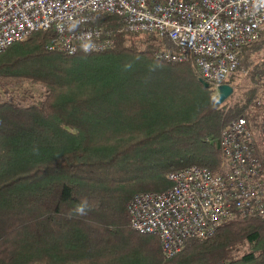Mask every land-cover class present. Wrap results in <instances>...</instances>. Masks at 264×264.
Listing matches in <instances>:
<instances>
[{"label": "trees", "instance_id": "trees-1", "mask_svg": "<svg viewBox=\"0 0 264 264\" xmlns=\"http://www.w3.org/2000/svg\"><path fill=\"white\" fill-rule=\"evenodd\" d=\"M98 23L122 26L106 13ZM48 40L37 31L0 52V264H264V218L235 219L167 258L127 211L135 194L171 188L174 171H216L232 119L264 126V65L254 63L264 29L241 51L237 70L251 85L236 88L230 107L190 62L157 58L155 36L121 33L110 49L74 55ZM26 84L42 90L37 102L14 95ZM257 154L264 163L258 144Z\"/></svg>", "mask_w": 264, "mask_h": 264}, {"label": "built area", "instance_id": "built-area-1", "mask_svg": "<svg viewBox=\"0 0 264 264\" xmlns=\"http://www.w3.org/2000/svg\"><path fill=\"white\" fill-rule=\"evenodd\" d=\"M104 13L119 17L122 26L99 24ZM263 29L264 0H0V52L37 31L48 33V50L70 55L110 49L117 34H147L172 43L157 50V58L190 62L213 99ZM234 94L224 102L229 107ZM220 148L218 170L194 165L174 171L171 188L128 201L133 228L157 236L167 258L235 219L264 218V163L247 114L222 130Z\"/></svg>", "mask_w": 264, "mask_h": 264}, {"label": "rangeland", "instance_id": "rangeland-1", "mask_svg": "<svg viewBox=\"0 0 264 264\" xmlns=\"http://www.w3.org/2000/svg\"><path fill=\"white\" fill-rule=\"evenodd\" d=\"M126 35L134 37V39H136V40H144V38L146 39L147 36H148L147 34H136V35H134V34H126ZM161 42L162 43L157 41V44L160 45V46H159L158 49H156V51L159 50V49H162L164 47H169V45L166 44V41H161ZM142 46H144V45H142ZM141 48H143V47H141ZM156 51H155V54H156ZM255 59L256 60H255L254 63H259V64L261 63V64L264 65V51L259 56H257ZM234 74H235V84H233L234 92L236 91V88H237L238 91H241V90H243V89H245V88H247V87H249L251 85V79H250L249 74L247 73L246 70L239 69ZM259 82H260V87H259L260 92L264 91V75L260 76L258 78V84H259ZM25 91H29L30 92L29 94L26 95V96L29 97L28 102H37L39 97H40V95H41V93H42V90L39 89L38 87L26 84L25 86L16 89L14 95L19 94L20 96L25 97V94H26ZM4 95L7 97L6 94H4ZM261 111L262 112H260V113H264V109H261ZM259 119L264 124V115H261V117H259ZM253 128L254 127H252V130L254 132V135H255V138H256V141H257V144H258V151L260 152L261 156H264V142L261 140V135H262V137H264V132H263L264 131V126H261L259 128L258 132H257L256 129H253ZM221 156H222V154H221ZM221 161H222V158H221Z\"/></svg>", "mask_w": 264, "mask_h": 264}, {"label": "water", "instance_id": "water-1", "mask_svg": "<svg viewBox=\"0 0 264 264\" xmlns=\"http://www.w3.org/2000/svg\"><path fill=\"white\" fill-rule=\"evenodd\" d=\"M200 81L206 87H210L209 83H207L203 78H200ZM233 93V87L230 84L222 85L220 87V97L218 99V104H223L225 100Z\"/></svg>", "mask_w": 264, "mask_h": 264}, {"label": "clouds", "instance_id": "clouds-1", "mask_svg": "<svg viewBox=\"0 0 264 264\" xmlns=\"http://www.w3.org/2000/svg\"><path fill=\"white\" fill-rule=\"evenodd\" d=\"M87 47V46H85ZM86 209H87V203L84 202L81 205H79L76 209L75 212L79 215H85L86 214Z\"/></svg>", "mask_w": 264, "mask_h": 264}, {"label": "bare ground", "instance_id": "bare-ground-1", "mask_svg": "<svg viewBox=\"0 0 264 264\" xmlns=\"http://www.w3.org/2000/svg\"><path fill=\"white\" fill-rule=\"evenodd\" d=\"M229 83H230V85H232V87H233V83H231L230 80H229ZM224 85H226V84H224ZM233 92H234V89H233Z\"/></svg>", "mask_w": 264, "mask_h": 264}]
</instances>
